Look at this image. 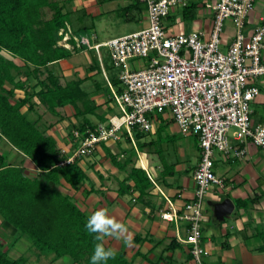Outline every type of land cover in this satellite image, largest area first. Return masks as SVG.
I'll return each instance as SVG.
<instances>
[{"label":"crops","instance_id":"obj_1","mask_svg":"<svg viewBox=\"0 0 264 264\" xmlns=\"http://www.w3.org/2000/svg\"><path fill=\"white\" fill-rule=\"evenodd\" d=\"M61 1L65 3L66 10L70 12L71 20L75 16V12L87 11L90 15L99 17L101 21L106 11L117 9L109 7L108 3L119 0ZM207 1L215 0H177V4L172 6L171 12L165 20L168 32L177 34L198 30L203 32L205 37H208L213 27V12L206 7ZM143 4L138 0H123V5L120 6L124 7V10L125 8L128 10L127 12L125 11L126 19L136 20L139 23L141 28L135 31H139L148 25L147 10L140 11V6ZM78 14L75 20L81 21L84 14ZM263 22L264 0H257L253 11L247 17L244 31L250 32ZM70 27H72V24ZM89 27L83 25L80 29H94L93 26V29ZM236 31V25L232 20H228L222 34L224 43H229L235 36ZM81 34L86 36L85 32H81ZM89 39L91 45L107 41H97L96 34H93ZM101 47L97 50V54L100 68L103 71V79H99L98 75L100 73L97 69L87 74L86 67L92 62L91 53L87 51H84L82 55L86 57L84 62L85 75L77 73L79 66L75 65L74 62L71 64V69H74V72L78 74L77 77H86L87 75L89 77L83 83V87L89 91L90 98L97 105H100V108L96 111L97 114L105 117V121H100L96 114L92 115L97 117L98 126L108 122L113 115H117L120 112L118 106V112H116L115 105L117 104L115 101L109 102L112 97L102 92L95 83L98 80L103 87L107 84L109 85V82L113 86L111 75L119 79L120 74V69L115 67L118 70L117 74L108 73L103 64ZM16 60L20 61L18 58ZM68 60L64 59L58 62L62 70H64V62H71ZM146 64V59L135 60L133 61L134 66L131 64V67L137 69L142 68ZM258 81L264 86V77L257 79L255 82L261 91L253 102H255L254 104L258 109L259 105L263 106L259 122L264 123V89L258 84ZM113 88L116 90L115 86ZM35 99L38 98L35 97ZM36 102L39 103V100ZM68 107L73 106L67 105L60 108L59 111ZM251 108L254 121L253 115L258 110L252 107V103ZM26 109L25 107L24 110ZM157 118L158 120L155 122L156 131L158 127L164 126L166 132L181 133L178 124L170 113L162 114L161 118ZM41 120L40 124L44 128L51 125L47 128L48 134L56 138L58 146L69 157L77 146L72 134H70V125L75 122L69 121V119V122L65 121L66 118L56 123H47L45 120ZM63 122L67 123L65 127L62 125ZM143 138L140 140L142 145L141 147L139 146L140 148L135 138L134 142L131 143L128 142L127 137L124 138L121 135L117 140L98 143L90 156H84L80 159V163L89 177L81 189L75 191L71 189L69 184L64 182V187L60 188L64 192L74 195L76 203L89 215L98 209L106 208L119 221L126 223L132 236L131 246L125 244L123 240L118 242L115 239L106 237V247H113L116 252H124L127 260L132 264H195L188 244L183 242V239L187 236L186 221L179 220L177 223L174 220H166L162 217V213L172 212L173 208L182 213L184 205L195 195L197 184L194 179V171L201 158L198 140L195 144V152L189 146L192 144L191 140L187 142L189 152L186 149H181V152H179L180 156L184 157L185 160L182 164H179V161L177 162V168L181 169L175 171L168 169L161 162L160 154L156 155L159 149L156 151L158 148L157 143L151 142L150 139L153 137L150 135L147 139ZM1 141L6 140L0 139ZM246 142L244 146L247 148V153L243 157H233L220 152H215L214 154V171L223 180V186L212 185L205 199L202 246L208 251V255L205 256L207 264H264V150L250 141ZM234 143L237 142L235 141ZM1 146L0 143V151ZM105 146L119 160H124L133 153V150H136L137 154L133 157V163L144 168L154 183V186L144 196L139 198L138 191H129L124 195L119 194L121 182L126 179L128 172L120 170L113 164L111 158L107 155ZM139 149L142 150L141 154ZM12 150L14 149L11 148ZM26 160L27 162H25ZM26 160L20 163H22V166L29 174L35 175L38 170L37 167L30 159ZM133 163L129 164L127 171H129ZM190 165L192 166L191 175L188 172ZM128 184L133 186L134 183L129 180ZM92 188L93 191L89 192ZM224 200H230L233 207L231 211L225 214H218V206ZM1 222L2 220L0 224ZM6 237L7 240L3 239ZM6 237H1L0 235V240L4 243L8 240L10 241L11 236L8 233ZM24 242L27 245V240L21 239L11 249L10 254L17 257L19 249L26 250L28 246L24 245ZM46 262L45 264L71 263L68 259L65 262L64 258L52 263Z\"/></svg>","mask_w":264,"mask_h":264},{"label":"trees","instance_id":"obj_2","mask_svg":"<svg viewBox=\"0 0 264 264\" xmlns=\"http://www.w3.org/2000/svg\"><path fill=\"white\" fill-rule=\"evenodd\" d=\"M145 9L146 5L140 6V11ZM47 10H51L50 17H47ZM71 21L70 12L61 0H0V139L20 151L21 157L30 159L38 169L35 175H31L22 163H11L8 154L0 151V215L3 217L0 229L5 233L3 236L6 237L7 233L11 236L5 243L0 240V264H29L28 256L14 257L10 254L23 238L36 248L39 255H49V263L68 257L70 264H91L96 241L85 227L90 215L79 207L74 195L60 188L67 183L78 191L89 179L80 163L84 156L64 163L68 156L58 146L56 138L47 133L51 125L44 128L40 124L42 118L37 109L42 105L61 120L63 115L59 109L73 106L75 118L81 121L71 124L72 135L76 129L82 133L87 129L96 130L98 124L90 118L94 114L100 121H105V117L96 112L100 105L83 87L88 75H75L65 83L60 81L58 72L62 68L58 62L84 51L91 53L92 58L86 67L87 74L95 69L103 72L97 50L78 45L74 38L77 33L70 27ZM69 30L72 36L68 42L72 48L59 44V39ZM60 31L63 33L59 34ZM17 58L20 61H16ZM20 75L25 78H20ZM111 80L121 93L120 79L111 75ZM95 83L112 97L109 102L115 101L110 85L103 87L98 80ZM18 89L24 91L23 97H16ZM157 116L161 118L162 114ZM124 132L128 142L133 143L126 130ZM156 132L160 135L164 126L158 127ZM144 136V132H135L134 138L139 142ZM160 138L158 136L157 141ZM105 148L113 164L128 172L121 182L119 194L138 191L141 198L154 186L147 171L133 163L136 150L124 160H119L107 146ZM129 180L133 181V186L128 184ZM92 191L93 188L89 192ZM3 239L7 240V237ZM188 246L190 251L191 245ZM106 264L132 263L124 252H116V258Z\"/></svg>","mask_w":264,"mask_h":264},{"label":"built area","instance_id":"obj_3","mask_svg":"<svg viewBox=\"0 0 264 264\" xmlns=\"http://www.w3.org/2000/svg\"><path fill=\"white\" fill-rule=\"evenodd\" d=\"M139 1L148 14L143 29L95 45L85 35H74L78 45L110 49L113 66L120 69L123 91L119 93L109 82L119 114L94 131L74 130L78 145L64 163L91 155L98 143L117 140L124 130L134 142L135 132H150L158 114L170 113L182 132L197 136L201 158L194 171V197L182 213L173 208L162 217L186 221L183 242L191 245L195 264H207L208 251L202 246L205 199L212 185L223 186L214 171V154L243 157L246 141L264 150V123L253 121L251 108L261 91L255 82L264 77V22L244 31L257 0L207 1L206 7L213 12L208 37L198 30L171 34L165 20L177 0ZM228 20L237 31L224 43L222 34ZM70 36L71 30L65 32L66 42L59 44L66 46ZM138 58L146 59L147 64L133 69L130 61Z\"/></svg>","mask_w":264,"mask_h":264},{"label":"rangeland","instance_id":"obj_4","mask_svg":"<svg viewBox=\"0 0 264 264\" xmlns=\"http://www.w3.org/2000/svg\"><path fill=\"white\" fill-rule=\"evenodd\" d=\"M122 5H123V0L122 1L119 0V1H116L113 3H108L109 7L117 8L119 11L117 9L106 11L104 16L102 17L103 20H101V21H100L99 17L92 16L89 13H87V11L75 12L74 13L75 16H73V19L71 21L72 27H73L74 31L77 33V35H79V36L81 35V32H85L86 36H88V37H92L93 34H96L97 35V41H100V42L106 41L110 38L121 36L123 34H127V33H130V32H133L135 30L140 29L141 27L136 20L132 21V20L126 19L124 7H120ZM81 13L84 14V17L82 18V20L81 21L75 20V17H77V14L82 15ZM85 13H86V15H85ZM46 14H47V17H50L51 16V10H47ZM83 25L90 26L89 28H92V26H93L94 29L92 28L93 30H91V29L82 30V29H80V27ZM65 42L66 41L63 38L59 39L60 44H64ZM65 47L72 48V45L68 42V44ZM82 55H83V53L74 54L73 57L68 60L71 62H64V65H63L64 70H59V72H58L60 75V81L62 83H65L67 80L73 78L75 75H78V74H76V72H74V69H71V67H72L71 64H73V62L75 65L79 66V70L77 73H80V75H85V68H84L85 63L84 62H85L86 57L82 56ZM101 55H102V59H103V64H104L105 68L107 69L108 73L109 74H117L118 70H116L113 66L110 49L106 46H102L101 47ZM135 60L138 61V60H142V59L141 58L133 59L130 61V64L133 65V61H135ZM16 61H18V60H16ZM45 75H46V73L44 75H42V77L44 78ZM19 77L23 78V79L25 78L24 75H22V76L20 75ZM98 77H99V79H103V73H100L98 75ZM258 84L261 85L259 81H258ZM261 86H262V89H264V86L263 85H261ZM23 96H24V91H21L18 89L16 91V97H23ZM35 100L38 101V99H35ZM253 101H252V107L258 110L256 112V114L253 115V118H254V122L258 123L259 120L261 119V115H262V109L261 108H263V106L259 105V109H258V108H256V106L254 104L255 102H253ZM115 107H116V112H118L117 111V109H118L117 105H115ZM37 109H38V113L41 115V118L43 120H45L47 123H49V122H55L56 123L59 121V120H57V117H54L52 114H50L46 110L45 107L38 105ZM60 113L63 115L64 119L66 118L65 121H68V119H69V121L71 120V121H74L75 123L81 121L80 118L79 119L75 118L73 107L61 109ZM90 118L95 123H97V117L96 116H90ZM157 120H158V118L155 120V122ZM41 122H42V120H41ZM66 124H67L66 122H63L62 123L63 127H65ZM70 127H71V125H70ZM70 130H71V128H70ZM120 135L123 136L124 138L127 137V134L123 131L120 132ZM150 135L153 137L150 139L151 142L157 143L158 148L156 149V151L159 149V151H157L156 155L160 154L159 157L162 159L161 162L168 169L170 168L171 170L173 169L175 171L176 170L179 171L181 169V168H177V162L179 161V164L180 163L182 164L183 161L185 160V158L184 157L182 158L180 156V153H179V152H181L182 148L186 149L188 152H189V146H190V148L192 147V149H194V152L196 150L195 144H196L198 139H196V136H194L192 134H186L182 131L180 134H177V132L173 133L172 131H171V133H169L168 131L166 132L164 130V132H162L159 135L156 132V130L153 129L150 132H145V137L143 139L149 138ZM158 136H161L160 141L159 140L157 141ZM153 140H155V141H153ZM189 140H191L190 142H192V144L188 146L187 142H189ZM0 143L2 145L1 146V152L8 154L7 156L9 157V161L11 163L17 164V163H20V160H23V161L26 160V159L21 157L20 151L19 152L17 150L11 151V147L9 146V143L7 141H1ZM136 143H139L138 147L141 145L140 140L138 142V140L136 139ZM76 148H77V146H76ZM76 148H74V149L76 150ZM10 152H11V154H10ZM139 152L141 154L142 150L139 149ZM155 157L157 158V156H155ZM25 162H27V160ZM191 167L192 166L190 165V168L188 170L190 175L192 173ZM181 171H183V170H181ZM2 218L3 217H1V215H0V221L3 220ZM4 234H5L4 231L2 229H0L1 237ZM24 245H26V243ZM26 246H28V248H26V250L19 249V253L17 254V257H19L20 255H23V254L28 256L29 257V264H45V263H47L46 261L49 262L50 256L45 255V254L39 255L38 254L39 252L36 250L35 247L31 246L29 241H28ZM64 261L66 262L67 260L64 258ZM60 263L63 264L62 262H60Z\"/></svg>","mask_w":264,"mask_h":264},{"label":"clouds","instance_id":"obj_5","mask_svg":"<svg viewBox=\"0 0 264 264\" xmlns=\"http://www.w3.org/2000/svg\"><path fill=\"white\" fill-rule=\"evenodd\" d=\"M85 227L96 241L90 258L91 264H106L108 260L116 258L115 248L106 247V237L115 239L118 242L123 240L129 246L132 244V236L126 223L119 221L106 208L94 211L88 217ZM65 259L69 258L65 257Z\"/></svg>","mask_w":264,"mask_h":264},{"label":"water","instance_id":"obj_6","mask_svg":"<svg viewBox=\"0 0 264 264\" xmlns=\"http://www.w3.org/2000/svg\"><path fill=\"white\" fill-rule=\"evenodd\" d=\"M233 205L230 202V200H224L221 204L218 206V214H225L228 211H231Z\"/></svg>","mask_w":264,"mask_h":264}]
</instances>
